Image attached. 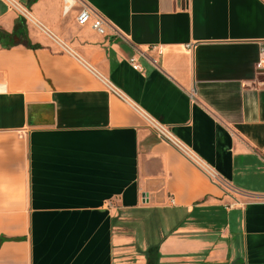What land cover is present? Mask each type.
Listing matches in <instances>:
<instances>
[{
    "label": "crops",
    "instance_id": "0c3cea01",
    "mask_svg": "<svg viewBox=\"0 0 264 264\" xmlns=\"http://www.w3.org/2000/svg\"><path fill=\"white\" fill-rule=\"evenodd\" d=\"M63 6L0 0V264H264V0Z\"/></svg>",
    "mask_w": 264,
    "mask_h": 264
},
{
    "label": "built area",
    "instance_id": "2783aa9c",
    "mask_svg": "<svg viewBox=\"0 0 264 264\" xmlns=\"http://www.w3.org/2000/svg\"><path fill=\"white\" fill-rule=\"evenodd\" d=\"M72 6H73V0H64L63 12L67 13ZM76 22L80 26L90 23V26L93 30H95L100 34H103V28H102L103 21L99 18H92L91 11L86 7L81 8V10L79 11L76 17ZM130 63L134 70L137 71L140 70L139 65L135 63L134 59H131ZM254 69L257 75L261 72H264V43H262L259 49V53L254 65ZM251 84L254 86V88H259L261 86H264V82H262L257 78L253 80ZM106 85L113 93L120 95L114 86L110 85L109 83H106ZM145 120L147 121L149 127L160 138L165 139L166 141L174 145L177 149H179L181 152H183L185 155L189 156V153L186 150V148L177 139H175V137L172 136L170 131L164 125L148 117H146Z\"/></svg>",
    "mask_w": 264,
    "mask_h": 264
},
{
    "label": "trees",
    "instance_id": "16d2710c",
    "mask_svg": "<svg viewBox=\"0 0 264 264\" xmlns=\"http://www.w3.org/2000/svg\"><path fill=\"white\" fill-rule=\"evenodd\" d=\"M34 1L35 0H29V3L34 2ZM20 20H21V18L19 19V22L17 23L15 31L12 35L0 33V44L3 47H11V46H15L17 44L22 43L27 47L36 48L37 46H31L29 44V42L27 41L26 30H25L24 26H21ZM24 23H25V20H23V24ZM3 240H4L3 238H0V245L3 242ZM158 257H159V255L157 253V246L150 247L146 251V259H147L146 264H157Z\"/></svg>",
    "mask_w": 264,
    "mask_h": 264
}]
</instances>
